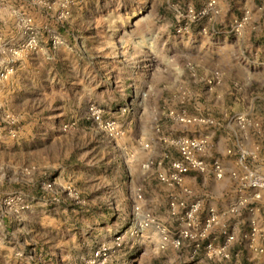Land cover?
<instances>
[{
	"label": "rangeland",
	"instance_id": "obj_1",
	"mask_svg": "<svg viewBox=\"0 0 264 264\" xmlns=\"http://www.w3.org/2000/svg\"><path fill=\"white\" fill-rule=\"evenodd\" d=\"M201 1L0 0V264H173L158 229L136 225L135 191L176 232L173 196L216 181L190 171L186 194L162 180L182 158L173 140L207 137L205 159L241 167L264 154V94H224L217 59L264 64L247 63L248 39H208L220 13L195 19Z\"/></svg>",
	"mask_w": 264,
	"mask_h": 264
},
{
	"label": "built area",
	"instance_id": "obj_2",
	"mask_svg": "<svg viewBox=\"0 0 264 264\" xmlns=\"http://www.w3.org/2000/svg\"><path fill=\"white\" fill-rule=\"evenodd\" d=\"M203 5L199 11H195L193 5L188 6L190 13L194 14L195 19L221 12L218 0H204ZM252 15L253 11L250 8H244L241 15L231 23V30L237 34L244 33L246 26L252 19ZM187 24H185V28H190ZM181 30L182 28L180 27L179 31L181 32ZM90 110L93 116L99 118L100 110L96 106H92ZM178 119L184 122L194 120L203 121L201 118L190 117L187 114H180ZM211 122H214V120ZM173 143L178 148L182 158L173 161L168 173L160 175L162 180L177 184L182 188L184 193L191 194L192 189L185 185L188 172L197 171L204 174L211 171L218 179H222L227 175L228 169L222 159L215 157L212 161H208L203 157V154L206 153V150L210 146L209 138L185 134L175 138ZM145 146H149V143H145ZM248 156L251 157L252 163L257 162L258 156L256 153L241 152L239 162L242 164L244 170L239 171L235 169L230 171L231 177L238 184V196L228 211L237 213L242 207L248 206L250 212V229L246 232L244 238L248 247L256 251L259 257L262 258L264 257V242H261L263 235L257 218L259 209L257 202L262 199L264 194V174L252 166L250 162L246 161V157ZM144 200V191L138 188L135 191V200L132 207L136 225L140 228L141 233L148 229V227H156L162 239L161 248H166L170 244L175 248H181L188 238H195L196 244L193 249V254L196 255L202 247L201 239L207 238L219 226L220 232L225 236L226 243L217 245L214 240H209L206 243L207 254L211 257H230L231 254L228 250V244L235 241L237 235L226 223L222 224V217L226 212H221L215 206L210 205L202 213L203 202L201 199L174 195L170 201L171 213L173 215H180L182 225L178 231L172 232L150 211L143 209L142 203ZM180 208H183L182 213Z\"/></svg>",
	"mask_w": 264,
	"mask_h": 264
},
{
	"label": "crops",
	"instance_id": "obj_3",
	"mask_svg": "<svg viewBox=\"0 0 264 264\" xmlns=\"http://www.w3.org/2000/svg\"><path fill=\"white\" fill-rule=\"evenodd\" d=\"M200 3L203 4L204 1L202 0ZM218 3L221 8L218 19L219 23L213 24L217 27L218 31L216 29V33H211L209 36L208 33H206V37L208 39H215L217 43L221 45L223 51H226V48H229L227 46L230 44H236L241 39H248V42H252L253 44L249 43V45H252V49H247V53L245 51L244 57L247 63L252 64L250 62H258V65H260V63L264 64V54L262 53L264 49V0H218ZM246 7L253 11V18L246 26L245 36L240 37L231 30V23L235 18L241 15L243 9ZM213 29L215 30L214 27ZM213 35H215V37H213ZM218 58L219 59H216L222 63V84H231L227 85L226 90H223L224 94L228 91L232 92L234 88L240 92V90L242 91V87H245L244 93H248V91L252 89V94H264V69L257 72L256 75L251 71L241 72L238 71L237 65H229L230 61L233 62L237 58L239 59L238 55H226L224 53ZM251 70H253V67H251ZM239 84L241 85L240 89L238 86ZM261 87L263 88L262 91L259 90ZM253 153L257 154L258 160L255 163L250 162L251 165L264 174V154L257 152ZM223 162L228 169L227 175L222 179H218L209 171L213 174L216 181L211 184V194H207L208 196H205L206 198L200 199L203 202L202 213H204L206 208L210 205L215 206L221 212H226L222 217V224L226 223L237 235L236 240L228 244V250L231 255L228 258H222L211 257L207 254L206 243L209 240H214L217 245L226 243L225 236L220 232V227L217 226L207 238L201 239L202 247L199 249L197 255L193 254V249L196 244L195 238H188L180 249L168 245L166 249L162 250L164 252L167 251L166 253L172 257L171 260L173 264H264V257H259L256 251L248 247L244 238L246 232L250 229V212L248 206L242 207L237 213L228 211L238 196V184L237 181L231 177L230 171L235 169L243 171L244 169L238 163L236 164V162H238L237 158H233L232 160L228 159L226 161L223 160ZM257 205L259 206L257 218L263 235L261 242H264V194L262 199L257 202ZM170 214L172 215V217H170L174 221H179L178 217L171 213V210Z\"/></svg>",
	"mask_w": 264,
	"mask_h": 264
}]
</instances>
